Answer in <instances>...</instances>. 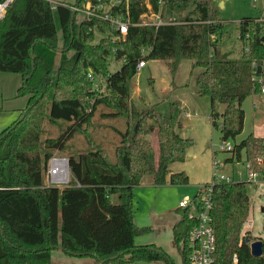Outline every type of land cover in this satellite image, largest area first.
<instances>
[{"label":"trees","instance_id":"1","mask_svg":"<svg viewBox=\"0 0 264 264\" xmlns=\"http://www.w3.org/2000/svg\"><path fill=\"white\" fill-rule=\"evenodd\" d=\"M85 2L15 0L0 20V71L20 74L18 92L28 95L19 118L0 132V264H52V251L58 248L94 256L101 264H174L161 246L136 242L152 228L135 222L133 189L147 174L154 184L165 183L170 165L185 159L193 141L177 131L180 100L171 102L169 114L154 106L141 111L131 99L130 83L141 60L165 59L176 70L181 59H192L193 66L204 67L196 87L210 98L213 125L222 118V139L236 138L244 128L243 101L256 92L253 76L258 67L253 61L264 59V25L256 20L251 29V19L241 20L240 33H251V48L231 58L219 47L224 24L217 18L214 0H120L111 12L129 21L126 33L111 29L100 18L79 20L81 12L74 6L84 7ZM184 9L189 10L184 17L169 21ZM146 12L160 13L164 23L140 24ZM97 31L103 36L95 42ZM112 61H122L114 72L109 69ZM89 70L103 76V91L94 89ZM222 103L227 105L224 111ZM100 105L107 109L104 116L134 121L133 129H116L121 141L114 159L87 130ZM46 117L52 124L68 125L57 137L46 138L48 150L43 154ZM155 127L157 157L147 139ZM78 132L85 133L89 147L68 157L69 183L46 184L51 150H65ZM242 160L264 174V136L251 133L234 145L227 161ZM169 181L187 184L189 176L185 171L172 172ZM248 182L214 185L216 264H234L235 254L237 264H264V240L243 233L251 209ZM180 212L173 236L183 264H190L188 233L193 221L187 210ZM247 238L263 241L262 255L252 254Z\"/></svg>","mask_w":264,"mask_h":264},{"label":"rangeland","instance_id":"2","mask_svg":"<svg viewBox=\"0 0 264 264\" xmlns=\"http://www.w3.org/2000/svg\"><path fill=\"white\" fill-rule=\"evenodd\" d=\"M221 1H224V5H221ZM54 2L57 1L54 0ZM214 2L217 7V18L224 24V34L219 39V47L231 58H238L244 49V42L239 35L240 22L244 18L251 19L250 28L252 29L255 21L264 17V0H214ZM188 12L189 10L186 9L180 10L177 16ZM82 18L83 13L81 12L78 19ZM145 19L150 20L149 16ZM102 36L103 33L97 31L95 42ZM121 64L122 61L110 62V71L118 70ZM203 69L204 67L200 65L193 66V60L190 58L181 59L176 70L171 68L168 60L150 59L147 61L146 67L137 72L130 83L131 99L141 111H146L154 106L162 113L169 114L171 102L180 100L183 107L180 114L181 125L178 126L177 131L183 137L191 138L193 141L187 149L185 159L171 164V169H174L175 172L185 171L188 174L189 182L187 184H172L169 178L163 184H154L152 175L147 174L133 189L135 218H138V222H142L144 225L158 224V227L154 224L153 230L145 232L142 234L143 236H138L137 243L140 238H145L147 241L150 239L145 243L161 240L162 244L160 245L174 260V264H183V258L175 244L172 230L165 228L168 213L172 210L178 219L181 218V212L177 210L179 200L184 194L194 196L200 184L213 180V162L215 160L222 161L225 164L222 169L224 173L233 175L235 180L248 181L250 170L247 167V162L245 160L227 161L232 157L233 151L222 149V144L225 145L229 141L234 146L251 133L264 136V93L256 90L247 96L242 104V108L245 110L243 131L236 138H229L227 141L222 139L223 119L219 118L217 125H213L210 98L197 92L196 78ZM104 82L105 79L101 78L99 84L103 86ZM21 83L22 76L20 74L0 71V112H9L8 110L19 112L21 108L25 107L28 95L19 94L18 88ZM106 111L107 109L101 105L98 106L87 130L103 144L111 158L114 159V149L121 141V136L116 129L122 131L128 127L133 129L134 121L104 116L103 112ZM187 111L190 116L187 115ZM149 122L155 124L154 119ZM67 125L68 122L64 121L52 124L46 117L41 136L43 154L48 150L45 146L46 138L57 137ZM147 139L151 141L157 157L159 141L156 127L147 135ZM88 147L85 133L78 132L68 141L65 150L52 149L51 151L53 156L68 158L72 153L85 151ZM46 169L47 165L44 172L45 182L47 181ZM248 189L251 209L243 233L250 232L264 240V174L260 173L257 184L248 182ZM112 199L118 202L116 196H113ZM95 258L91 255L69 254L61 248L54 249L51 255L52 264H91ZM135 264H143V262ZM151 264L166 263L155 261Z\"/></svg>","mask_w":264,"mask_h":264},{"label":"built area","instance_id":"3","mask_svg":"<svg viewBox=\"0 0 264 264\" xmlns=\"http://www.w3.org/2000/svg\"><path fill=\"white\" fill-rule=\"evenodd\" d=\"M15 0H0V20L5 17L11 4ZM120 3L116 0H86L84 7L74 6L75 10L83 13V17L100 18L110 23L111 29L117 30L120 33L128 31L129 21L124 18L120 13L114 14L111 12L112 7ZM184 17L186 14H181ZM150 18L146 20L145 17ZM140 24H161L164 23L160 13L146 12L141 16ZM179 16H171L169 21L176 22ZM264 25V17L257 19ZM240 38L244 42V50L250 51L251 48V33L246 32L243 36L239 33ZM215 36H212L214 39ZM146 52V51H144ZM261 71L253 76L256 90L264 93V59L262 60ZM147 65V60H141L138 63V71ZM255 67L258 66L256 60L253 61ZM88 76L93 81L95 90L103 91L104 85L99 84L100 79L103 78L101 74H96L92 70L88 71ZM190 116V113L187 112ZM224 150H234V146L227 141L222 144ZM214 172L213 180L211 182L202 183L198 187V191L194 196L184 195L179 201V208L188 211V218L193 221V226L188 233V247L190 250V264H216V251H217V237L213 226L212 211L214 207V185L222 182H232L235 180L231 174H226L222 170L225 164L220 160L213 162ZM247 167L250 170L248 173V181L254 184L258 183L260 172L250 168V163L247 162ZM71 179V171L69 167V159L62 156H51L48 160L46 169V184L62 186L69 183ZM247 222V221H246ZM251 225V223H249ZM238 257L235 254L233 263L237 264Z\"/></svg>","mask_w":264,"mask_h":264},{"label":"crops","instance_id":"4","mask_svg":"<svg viewBox=\"0 0 264 264\" xmlns=\"http://www.w3.org/2000/svg\"><path fill=\"white\" fill-rule=\"evenodd\" d=\"M52 3H54V4H57V3H63V4H70V5H74L76 2H77V0H56L57 2H54V0H50ZM221 5H224V1H221ZM146 67V66H145ZM144 68V67H143ZM143 68H141L140 70H142ZM139 70V71H140ZM138 71V72H139ZM27 104V103H26ZM26 106V105H25ZM183 107V106H182ZM24 108V107H23ZM23 108H21L20 109V111L19 112H10V110H8L9 112H0V132L3 130V129H5V128H7L8 126H10V124H12L17 118H19V116L21 115V112H22V109ZM188 112V111H187ZM186 112V113H187ZM7 113H9L8 115H7ZM177 130H178V128H177ZM190 158V157H189ZM173 164V163H172ZM172 172H175L174 171V169H171V165H170V174L172 173ZM170 174L168 175V178L170 177ZM46 183V182H45ZM184 195H190V194H184ZM183 195V196H184ZM180 201V200H179ZM177 210H182L181 208H179V205H178V207H177ZM169 212V211H168ZM167 212V213H168ZM168 221H167V223H166V225H165V228H167V229H170V230H172V233H173V226L175 225V223L180 219H178L174 214H173V212H172V210L168 213ZM181 217V216H180ZM135 222L138 224V225H140V226H150L152 229L151 230H153V226H154V224H155V226H157L158 227V224H156V223H154L153 225H144V224H142V222H138V218H135ZM141 236H143V235H141ZM138 238V237H137ZM137 238H136V240H137ZM150 241V239H148V241L145 239V238H140V240H138V244H150V243H145V242H149ZM137 242V241H136ZM152 244H156V245H159V246H161L162 248H163V246L162 245H160V244H162L161 243V240L160 241H157L156 240V242H151ZM164 249V248H163ZM91 264H101V262L99 261V259L98 258H95V259H93L92 260V263Z\"/></svg>","mask_w":264,"mask_h":264},{"label":"water","instance_id":"5","mask_svg":"<svg viewBox=\"0 0 264 264\" xmlns=\"http://www.w3.org/2000/svg\"><path fill=\"white\" fill-rule=\"evenodd\" d=\"M261 40L264 42V34L261 37ZM262 60L258 61V73L261 71V65H262ZM227 105L225 103L221 104V111H224L226 109ZM148 139H150V136H148ZM248 243H250L251 247V252L255 256H260L263 253V241L261 239H257L254 241H251L249 238L246 240Z\"/></svg>","mask_w":264,"mask_h":264}]
</instances>
